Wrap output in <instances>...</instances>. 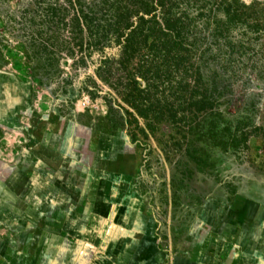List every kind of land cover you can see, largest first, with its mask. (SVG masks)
Listing matches in <instances>:
<instances>
[{"label":"rangeland","instance_id":"rangeland-1","mask_svg":"<svg viewBox=\"0 0 264 264\" xmlns=\"http://www.w3.org/2000/svg\"><path fill=\"white\" fill-rule=\"evenodd\" d=\"M39 1L0 0V96L5 111L13 104L15 108L11 122H5L6 170L11 171L6 163H15L16 149L33 141L35 132L45 134L53 156L77 159L83 175H94L97 153H104L98 151L99 143L104 136L113 138L136 166L129 184L139 207L159 225L173 253L185 250L188 240L201 239L209 199L228 208L235 207L237 198L264 205V32L261 37L257 26L264 28V0H239L242 17L252 25L246 28L250 36L246 44L238 43L236 52L224 44L211 46L208 79L200 80L189 68L163 85L153 78L132 82L139 73L136 61L120 62V52L106 45L92 56L94 62L98 54L110 58L97 74L76 39L64 32L44 34L40 26L26 24L23 10H36ZM36 34L59 55L49 72L34 54L27 56L29 39ZM197 38L201 49L211 41L204 30ZM200 54L198 50L191 64L201 61ZM201 94L215 105L201 107ZM132 102L147 115L138 113ZM171 114L176 115L174 123ZM213 118L231 130L216 129L212 136L208 123ZM14 167L20 175L32 176L26 163ZM105 196L101 191L98 197ZM4 228V238H11ZM19 233L24 241L1 247L0 264H12L13 253H19L21 264L29 263L31 231L20 228Z\"/></svg>","mask_w":264,"mask_h":264},{"label":"crops","instance_id":"crops-1","mask_svg":"<svg viewBox=\"0 0 264 264\" xmlns=\"http://www.w3.org/2000/svg\"><path fill=\"white\" fill-rule=\"evenodd\" d=\"M14 109L13 104L5 111L0 96V248L20 246L24 228L31 231L27 244L33 248L28 264H264V205L245 198H237L234 208L209 199L201 239L173 253L131 190L136 166L108 136L98 145L104 153H97L94 175H83L77 159L53 156L45 134L35 132L33 141L16 149L15 163H6L14 174L9 175L4 129ZM24 163L32 176L16 172L14 166ZM12 264H21L19 253Z\"/></svg>","mask_w":264,"mask_h":264},{"label":"trees","instance_id":"trees-1","mask_svg":"<svg viewBox=\"0 0 264 264\" xmlns=\"http://www.w3.org/2000/svg\"><path fill=\"white\" fill-rule=\"evenodd\" d=\"M241 8L239 0H99L92 3L84 0H40L36 10L24 9L23 12L28 15L24 16L26 24L40 26L41 33L64 32L71 39H76L75 44L84 51V57L94 65L97 74L110 58L107 54H98L94 62L92 56L106 45L120 52L123 56L120 62L136 61L135 70L139 73L132 82L153 78L163 85L173 74H180V71L188 73L189 68H194L200 80L208 79L205 69L208 68L207 60L211 59L207 55L211 46L224 44L236 52L242 45H238L240 41L246 44L250 36L246 28L252 25L242 17ZM18 18L23 22L21 16ZM50 24L57 29L48 27ZM257 26L262 37L264 28ZM203 30L211 41L202 50L197 35ZM198 50L201 51V61L193 65L190 59ZM28 52L27 56L34 54L46 72L58 65L59 55L45 41L39 42V34L29 39ZM201 95L202 99L197 102L201 107L212 108L215 105V100L206 94ZM137 105L132 102L138 113L147 115L145 110L140 112ZM175 118L176 115L171 114L173 123ZM208 125L212 136H215L216 129L231 130L229 125L219 127L214 118ZM228 140L234 143V139Z\"/></svg>","mask_w":264,"mask_h":264}]
</instances>
